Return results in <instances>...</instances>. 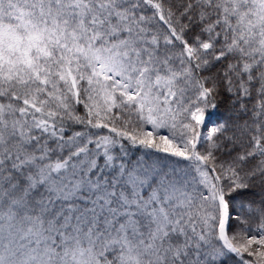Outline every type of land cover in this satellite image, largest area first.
<instances>
[{
    "label": "snow or ice",
    "instance_id": "snow-or-ice-1",
    "mask_svg": "<svg viewBox=\"0 0 264 264\" xmlns=\"http://www.w3.org/2000/svg\"><path fill=\"white\" fill-rule=\"evenodd\" d=\"M0 264H264V0H0Z\"/></svg>",
    "mask_w": 264,
    "mask_h": 264
}]
</instances>
